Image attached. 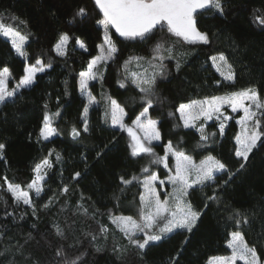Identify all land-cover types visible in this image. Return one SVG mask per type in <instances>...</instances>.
I'll return each mask as SVG.
<instances>
[{"label":"trees","instance_id":"obj_1","mask_svg":"<svg viewBox=\"0 0 264 264\" xmlns=\"http://www.w3.org/2000/svg\"><path fill=\"white\" fill-rule=\"evenodd\" d=\"M79 7H85L87 15L73 19ZM224 7L223 16L211 12L197 16L198 27L209 34L208 44L184 43L159 26L146 40H125L115 33L118 52L108 64L102 84L124 105L129 118H134L146 102L130 98V94L141 96L142 92L125 79L124 62L130 57H152L158 43L164 49H174L175 58L164 59V75L157 76L149 94L153 101L149 114L159 119L161 133L156 153L162 155L164 145L172 141L196 160L209 154L217 157L233 173L231 178L227 172L217 173L214 183L189 190L188 199L202 212L191 233L181 230L169 234L141 254L111 223L109 213H136L142 184L124 185L120 177L129 179L137 174L145 164V156L130 155L127 134L106 121L100 105L88 107L89 131H82L87 101L78 91L79 74L98 54L103 41V28L97 24L101 14L94 0H0V17L14 25L18 22L11 21L13 16L25 21L21 27L29 36L25 60L0 35V67L7 65L19 78L27 62L41 58L51 63L31 87L0 104V143L6 145L5 160L0 161V264H62V258L56 255L58 248H63L68 258L80 256L79 264H171L172 257H176V264H207L209 257L230 252L227 240L229 233L236 230L264 260V137L244 162L234 154L235 136L239 133L235 119L227 124L223 135L214 122L208 124L209 134L216 135L201 142L200 133L195 128H185L177 111L181 103L250 86L264 96V31L250 23L254 10L264 13V0H224ZM65 32L72 39L67 55L59 56L54 45ZM77 38L86 50L78 46ZM161 53L168 56L166 51ZM219 53L235 69V82L224 80L212 66L209 57ZM118 81H125L126 86L121 87ZM55 110L61 113L54 121L58 134L49 140H38L44 113ZM73 126L81 129L76 138L70 134ZM198 143L202 146L198 147ZM52 149L62 159L50 158L52 168L47 170L44 191L40 196L31 194L36 208L33 215L30 206L14 203L4 178L26 186L34 176V165ZM102 150L103 155L97 157ZM241 163H245L243 169ZM157 168L164 175L161 166ZM76 172L81 175L73 180ZM64 184L69 191L61 194ZM213 189L218 199L209 201L206 197L213 195ZM50 197L52 203L43 207ZM81 206L87 208V214ZM234 210L247 217L248 222L239 228L234 223ZM54 224L61 226L63 237L56 234ZM101 224L109 228L106 239L100 233ZM92 235L97 237L95 241ZM117 246L125 251H113Z\"/></svg>","mask_w":264,"mask_h":264},{"label":"snow or ice","instance_id":"obj_2","mask_svg":"<svg viewBox=\"0 0 264 264\" xmlns=\"http://www.w3.org/2000/svg\"><path fill=\"white\" fill-rule=\"evenodd\" d=\"M94 4L101 14V19L97 21L103 30V42L98 46L99 54L92 57L88 62L87 69L79 74V88L82 94L87 95L88 104L83 110V132L89 131V123L87 119L88 106L95 103L89 91V81L103 79L100 68L107 64L109 60L115 59L118 49L112 36L109 34V29L114 28L115 32L125 40H135L137 38L146 40L151 37L154 30L159 26L161 29L167 28V31L175 36L179 41L187 44H208L209 34L201 31L198 27L197 16L205 12H211L223 16L225 12L224 0H94ZM87 9L79 7L73 16L85 17ZM12 20L18 21L19 24H26L25 21H19L18 17H11ZM250 23L253 27L260 31H264V13L259 9L254 10ZM0 35L8 39L12 49L19 57L27 60L28 53L25 49L28 35L22 33L18 27L11 24H5L0 20ZM72 39L68 33H61L59 39L54 45V51L59 56L67 55V46ZM76 43L81 49L86 47L78 38ZM161 50L166 51L168 56L165 57ZM173 47L164 49L162 43H158L153 52L152 61L149 62L152 71L147 68L143 72H130L128 65L133 61L137 62L144 60L143 57H130L124 62L126 71L125 79H130L132 83L140 88V91L145 93L146 105L143 111L132 121V125L124 123L126 115L124 108L111 97H108V106L105 110L106 121L110 118L111 124L118 126L121 129H126L131 136L129 143L130 155L140 157L142 154L150 157L148 165L141 168L140 172L143 177L132 175L129 179L120 177L121 183L130 185L133 182L142 184L143 191L139 195V207L137 216L114 215L109 213L111 223L116 229L128 240L129 245L139 249L141 254L145 249L157 241L165 238L169 234L177 233L181 230L191 233L197 225V221L201 218L202 212L197 210L191 201L188 199L189 190L197 186L205 187L209 182H215V175L221 172H227L229 177L233 173L227 168V165L220 159L209 154L199 162L195 161L191 155H188L184 150L178 149L173 145L172 141H168L164 145V155L161 156L155 152L153 141L161 139V133L157 127L158 121L152 120L148 116V110L153 105V101L148 97L153 86L156 83L157 76L164 75L165 65L163 63L166 58H175L173 56ZM212 66L217 72L228 82H235L236 73L232 64L228 62L223 53L209 57ZM222 62V63H221ZM51 67V63H44L41 58H37L34 63H25L23 75L19 78L15 87L9 89V81L12 78L11 69L5 65L0 67V104H4L12 100L21 89L31 87L38 73H43ZM177 70L180 68L177 61ZM121 87H124L123 81H118ZM219 83V81H217ZM227 105L232 112H242L243 115L238 120L241 126V131L235 136L234 154L237 158H242L244 162L249 160L250 154L258 147V141L264 137V98L261 97L255 86L239 89L235 92L225 94L223 96L204 97L199 100H191L187 104H180L177 111L180 114V120L183 121L185 128H197V121L203 118L204 121L215 118L219 123V133L224 134L225 123L231 117L224 115L221 109ZM47 107V105L45 106ZM61 115L60 111L48 112L43 115L41 127L39 129L38 140H49L50 137L58 134V129L54 127V121ZM133 128L138 129L143 133L142 136L137 135ZM200 132V141L207 142L209 136L216 133L205 134V126L202 122L197 128ZM73 138L81 135V129L72 127L71 133ZM264 142V141H261ZM202 146L198 143L197 145ZM106 147V146H105ZM6 145L0 143V161L5 160L4 150ZM103 155V150L97 152V157ZM175 160L174 169L169 168V156ZM55 157L56 161L62 159L61 154L54 149L49 150L47 156L37 162L32 168L34 173L33 178L26 186L8 182L7 177L4 178L7 184V191L11 193L14 203L19 205L23 203L32 208L35 215L36 208L33 203L30 193H35L40 196L44 191L46 183L47 170L52 168L51 157ZM163 165L168 169V175L164 179H160L155 171L151 170L152 166ZM245 167V163L240 164V169ZM239 171V169L237 170ZM80 173L76 172L72 176L75 180L80 177ZM157 181L161 186L166 182L172 185V191L162 200L160 192L156 187ZM228 181H225L226 184ZM69 191V186L64 184L60 189L61 194ZM207 200H217L215 189L213 195L207 196ZM53 201V197L49 198L47 204L43 207H48ZM82 210L87 214V208ZM207 207V204H205ZM98 211V210H97ZM234 223L239 228L242 223H247V217H242L239 210H234ZM6 215H11L6 213ZM232 219V217H229ZM55 232L58 236L63 237L64 231L59 224H54ZM109 228L107 225H100V233L105 239ZM91 235V234H89ZM143 237L142 239L140 237ZM230 239L227 240V246L231 249L230 255L211 256L207 260V264H236L237 260L243 261L244 264H264L257 255L255 247H250L244 239V235L240 230L229 233ZM96 236L92 235V240H96ZM187 241H185L186 243ZM99 251V249H97ZM115 252H123L125 249L117 246L113 249ZM3 255V253H0ZM56 255L62 258V264H79L80 256L68 258L63 248L56 250ZM179 253H177V257ZM171 264H176V257L171 258Z\"/></svg>","mask_w":264,"mask_h":264},{"label":"rangeland","instance_id":"obj_3","mask_svg":"<svg viewBox=\"0 0 264 264\" xmlns=\"http://www.w3.org/2000/svg\"><path fill=\"white\" fill-rule=\"evenodd\" d=\"M0 20H3L1 17H0ZM11 21H13V20H11ZM20 21V20H19ZM3 22L5 23V24H10V23H7L6 21H4L3 20ZM16 22H18V21H16ZM11 25H13V26H16V27H18V29L22 32V33H24V34H27L28 35V33L26 32V29L24 28V27H21L23 24H19L18 23V25H14V24H11ZM115 29L114 28H110L109 29V34L112 36V39H113V41L115 42ZM103 34H104V30H103ZM118 34V33H117ZM28 39H29V36H28ZM28 41V40H27ZM103 42V41H102ZM101 42V43H102ZM27 43V42H26ZM100 43V44H101ZM115 45H116V42H115ZM117 47V46H116ZM99 48H98V54H99ZM97 54V55H98ZM218 55V54H217ZM144 58V60H141V61H139L138 63H139V67H137V62L136 61H133L132 62V64L131 65H128V71H130V72H143L144 71V69L145 68H147L148 69V71L149 72H151L152 71V69H151V67L149 66V62H152V63H157V61H152V57H150V56H146V57H143ZM111 62V60H109L108 62H107V64L106 65H104V66H102L101 68H100V71L102 72V75L104 76V73L106 72V70H107V67H108V64ZM211 62V61H210ZM27 63H29V62H27ZM222 63V62H221ZM29 64H31V63H29ZM212 64V63H211ZM49 69V68H48ZM215 69V68H214ZM47 70V69H46ZM11 72H12V70H11ZM219 73V72H218ZM38 74H40V73H38ZM38 74H37V76H38ZM37 76H36V79H37ZM21 77V76H20ZM19 77V78H20ZM19 78H15L14 77V75H13V72H12V78L10 79V81H9V89L11 90L12 88H14L15 87V85H16V83L19 81ZM36 81V80H35ZM124 82V87L126 86V82L125 81H123ZM134 84V83H133ZM134 85H136V84H134ZM137 87V86H136ZM138 89H140L139 87H137ZM20 91V90H19ZM18 91V92H19ZM78 91H79V93L86 99V101H87V104H88V97H87V95H85V94H82L81 93V91H80V88H79V81H78ZM89 91H90V93H91V95L93 96V97H95V103H93V104H97V105H100L101 107H102V109H103V114H104V118H105V110H106V108H107V106H108V100H107V98L108 97H111L112 99H115L123 108H124V110H125V113H126V115L124 116V123L126 124V125H129V126H131L132 125V121L136 118V116H138L139 115V113L141 112V111H143V108L145 107V106H147L146 105V103H145V105L141 108V110L139 111V113L134 117V118H129V113H128V111H127V109L124 107V105L123 104H121L119 101H118V99L116 98V97H114V96H112L110 93H109V91H108V89H106L104 86H103V84H102V79H97V80H93V81H89ZM232 92H235V91H230V92H224V93H219V94H216V95H214V96H223V95H225V94H228V93H232ZM259 92V91H258ZM261 95V94H260ZM145 96H146V94L145 93H143L142 92V95L141 96H139V95H136L135 93H132V94H130V98L133 100V101H139V102H146V99H145ZM261 97L262 98H264V96L263 95H261ZM147 98H149V94H148V97ZM203 99V98H202ZM195 100H199V99H195ZM188 102H184V103H181V104H187ZM93 104H91V105H93ZM91 105H89L88 107H90ZM57 110H55V112H56ZM221 111L223 112V114L224 115H227V116H229V117H231L230 119H228L227 121H224V123H225V127L227 126V124L231 121V119H235V121L237 122V124H238V127H239V132L241 131V126L239 125V123H238V120L241 118V116L243 115V113L242 112H232V110H231V108H229L227 105H225L222 109H221ZM52 113H54V112H52ZM148 116L152 119V120H156V121H158V124H157V127L159 128V119L158 118H155V117H152L150 114H149V110H148ZM108 122H109V124L112 126V127H115V128H118V129H120V130H122V131H124L126 134H127V136H128V139H129V143H130V141H131V136L129 135V133H128V131L126 130V129H121V128H119L118 126H114V125H112L111 124V121H110V118L107 120ZM204 123V126H205V134H209V130L207 129V125L208 124H210L211 122H214L215 123V125H217L218 126V129H219V123H220V121H217L215 118H213L212 120H208V121H204L203 120V118H201V120L200 121H197L196 122V124H197V128L200 126V124L201 123ZM54 127H56V125L54 124ZM57 128V127H56ZM197 128H195L196 130H197ZM133 131H135L136 133H137V135H140V136H142L143 135V133L142 132H140L138 129H135V128H133ZM199 132V131H198ZM200 133V132H199ZM55 136V135H54ZM53 137V136H52ZM52 137H50V138H52ZM161 142V139L159 140V141H153V147H154V149H155V152H156V144H158V143H160ZM164 148V147H163ZM164 155V153L161 155V156H163ZM189 155V154H188ZM141 156H145V164L143 165V167L144 166H146V165H148V162H149V159H150V157H148L147 155H141ZM217 158V157H216ZM218 159V158H217ZM195 161H197V162H199V160H196V159H194ZM201 160V159H200ZM174 164H175V160H174V158L170 155L169 156V168H173L174 169ZM159 166H161V168H162V170H163V172H164V175L158 170V168H157V166H152L151 167V170L152 171H155L157 174H158V176H159V178L160 179H164L169 173H168V169H166V168H164L163 167V165L161 164V165H159ZM135 175H138V176H141V179H143V177H142V175H141V172L139 171L137 174H135ZM156 187H157V189H158V191L160 192V198L163 200L165 197H166V195L168 194V193H170L171 191H172V185L170 184V183H165L163 186H161L160 184H159V182L157 181V183H156ZM32 193H30V195H31ZM138 209V208H137ZM125 216H133V217H136L137 216V211H136V213L134 214V215H125ZM141 239L143 238L142 236L140 237ZM230 239V238H229ZM245 239V238H244ZM246 241V240H245ZM248 244V243H247ZM250 247H253V246H251L250 244H248ZM231 254V250H230V252L228 253V254H225V255H230ZM257 255H258V253H257ZM218 256V255H217ZM259 256V255H258ZM260 257V256H259ZM260 259H261V261H264L261 257H260ZM239 263H243L244 264V262L243 261H240V260H237L236 261V264H239Z\"/></svg>","mask_w":264,"mask_h":264}]
</instances>
